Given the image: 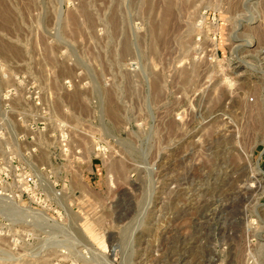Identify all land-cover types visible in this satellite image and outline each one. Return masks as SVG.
<instances>
[{
	"label": "rangeland",
	"instance_id": "rangeland-1",
	"mask_svg": "<svg viewBox=\"0 0 264 264\" xmlns=\"http://www.w3.org/2000/svg\"><path fill=\"white\" fill-rule=\"evenodd\" d=\"M0 157V264H264V0H0Z\"/></svg>",
	"mask_w": 264,
	"mask_h": 264
},
{
	"label": "built area",
	"instance_id": "built-area-1",
	"mask_svg": "<svg viewBox=\"0 0 264 264\" xmlns=\"http://www.w3.org/2000/svg\"><path fill=\"white\" fill-rule=\"evenodd\" d=\"M9 168H13L12 162L9 163L8 165ZM11 172H9L5 167H4V162L0 157V184H8L9 180H11L10 175ZM24 183H26L28 186L33 185L34 179L32 176L25 177L23 180Z\"/></svg>",
	"mask_w": 264,
	"mask_h": 264
},
{
	"label": "bare ground",
	"instance_id": "bare-ground-1",
	"mask_svg": "<svg viewBox=\"0 0 264 264\" xmlns=\"http://www.w3.org/2000/svg\"><path fill=\"white\" fill-rule=\"evenodd\" d=\"M43 216H44V217H46L45 215H43ZM44 217H43V218H44ZM45 219L48 221V219H47V218H45Z\"/></svg>",
	"mask_w": 264,
	"mask_h": 264
}]
</instances>
